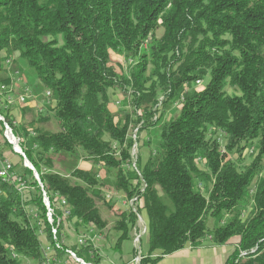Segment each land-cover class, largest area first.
Here are the masks:
<instances>
[{
  "label": "trees",
  "instance_id": "obj_1",
  "mask_svg": "<svg viewBox=\"0 0 264 264\" xmlns=\"http://www.w3.org/2000/svg\"><path fill=\"white\" fill-rule=\"evenodd\" d=\"M4 50L18 53L56 101L38 118L26 107L20 129L51 202L66 199L75 224L107 225L98 207L100 187L109 183L96 167H104L116 172L112 186L138 197V212L147 215L148 250L139 264H157L206 238L222 246L234 236L226 264H264V0H0V82L8 81ZM111 52L133 60L129 74L112 65ZM111 90L129 92L142 108L134 111L139 130L158 129L157 141L146 143L147 159L138 158L140 174L125 168L136 120L125 110L116 119ZM176 102L177 114L163 120ZM50 111L59 131L45 128ZM253 146L257 155L245 165ZM79 152L93 162L90 170L77 166ZM56 155L73 158L62 161L68 174L53 170ZM22 173L33 188L27 203L0 178V264L43 260L30 205L52 241L41 188L32 170ZM137 220L132 210L120 215L118 246Z\"/></svg>",
  "mask_w": 264,
  "mask_h": 264
},
{
  "label": "built area",
  "instance_id": "obj_2",
  "mask_svg": "<svg viewBox=\"0 0 264 264\" xmlns=\"http://www.w3.org/2000/svg\"><path fill=\"white\" fill-rule=\"evenodd\" d=\"M1 55L4 57L3 71L7 73L8 81L0 82V175H5L6 179L15 182V187L23 196V203H27L31 199V190L33 189L28 182L29 180H26L24 174L22 173L23 168L32 170L34 178L41 188L43 203L47 209L45 220L50 225L52 241L47 240V236L43 228L45 221L39 217L36 207L33 205L28 206L31 224H37L39 226L37 233L42 242L41 248L43 260L37 264H61L62 262L58 257L59 251H64L70 258L78 263L94 264L93 262L86 261L82 258V256H79L76 250H73L71 247L69 248L65 245V241L61 237V228L69 223L75 224L77 220L71 218L72 211L66 199L56 195L55 202H51L39 173L27 156V152L31 148L28 145L27 138L20 129L24 118V109L28 106L31 107L35 118H38L40 115H44L56 104L53 94L50 90H44L39 94L38 91L29 85L22 68L16 66L15 54L8 55L4 50ZM132 62L133 60L129 59V64H132ZM201 83V80H197L196 82L197 85H200ZM162 100L163 97L160 98L159 104H162ZM33 103L34 105L31 106ZM117 103L120 104V101ZM156 118L157 116L154 117V119ZM141 124L134 131L133 139L135 144L130 150V159L125 164V168L127 170L138 174H140L138 167L139 151L136 138ZM28 131L29 136H36V131L33 128H29ZM7 147L13 154L17 155L15 161L4 155V150ZM37 148L38 144H32L33 150ZM221 152H225V146L221 147ZM250 152H254L253 147ZM145 186L146 184L143 182L142 188ZM129 203L131 207L130 210L136 212L138 216L137 222L142 220L141 213L138 212L139 198L134 197L129 199ZM78 222H81V220ZM91 227L92 224H90L88 228ZM147 232V225H144L139 229V231H137L134 237V241L137 246L140 244L141 237L147 234ZM77 244L79 247L84 246L87 248V250H89V254L92 257H95L94 250L90 249L87 245L85 235L79 236ZM12 256L15 258L18 257L14 250H12ZM140 259L141 258L139 256L137 261L139 262Z\"/></svg>",
  "mask_w": 264,
  "mask_h": 264
},
{
  "label": "rangeland",
  "instance_id": "obj_3",
  "mask_svg": "<svg viewBox=\"0 0 264 264\" xmlns=\"http://www.w3.org/2000/svg\"><path fill=\"white\" fill-rule=\"evenodd\" d=\"M163 32H164V29L160 28L157 30L156 34L158 37H160L163 34ZM15 55H16V60L18 59V65L19 67H22L24 76L27 82L29 83V85L33 89L38 91L39 94L43 92L44 89L41 87V82L37 78L34 70L18 57L19 56L18 53H16ZM111 63L119 72H123L125 74H129L130 68L133 64V63L129 64V59H127L124 55L118 54L116 52H111ZM208 81H209V78L203 81L200 85L195 84V87L201 89L208 83ZM227 91L230 94L237 92L231 87H227ZM110 94H111V102H110L109 107H110V110L116 114L117 116L116 119L118 120L120 116L122 115V111L125 110L131 114L132 119L136 120V123L134 122L131 123L132 126H131V130L129 133L130 137H133L135 129L139 127V125L142 123V120L139 119V117H136V115L134 114V111H137V115H138V113L142 112V108H139V109L135 108L132 102V96L129 94V92L126 93L122 90H111ZM118 101H120V104L117 103ZM159 105H160L159 109L161 110L163 108V104H159ZM180 107H181V104L179 102H176L175 104L170 106L167 109L166 115L164 116L163 120L168 119L171 116L177 114L178 109ZM50 115H51V120L48 123H46L45 128L51 131H59L60 130L59 125L51 111H50ZM157 115L159 116L160 113ZM221 136L223 135L220 134V137ZM157 139H158V129L155 127L151 128L150 130H138L136 140L138 143L139 156L142 160H146L151 152V146H148L146 143L151 140L152 145H153L157 141ZM221 142H222L221 143L222 146H225L226 138L221 137ZM253 148H254L253 153L250 152L252 148H247L244 152V156H245L244 164L245 165H247L257 155V152H258L257 148H255V146H253ZM4 155H6L8 158L13 159L14 161L17 158V155L13 154L8 147L6 148ZM229 157L237 158V154H230ZM72 159L73 158L70 156L62 157V156L56 155L54 157L55 163H54L53 170L60 172L62 174H68L69 171L68 169L63 167L62 161L63 160L69 161ZM77 160H78L77 166L81 169L90 170V168L93 167V162L89 159H86L83 152L78 153ZM0 164H1V161H0ZM199 166L202 169H205L203 162H200ZM96 168L100 176L99 179L109 183L104 186H101L102 199L98 201V206L100 207V210L103 213H105V215L108 216L109 220H113V216L115 218V215L117 212V210L114 209V202L116 203L118 201L124 200V198H126L125 197L126 194L124 191H119L115 189L114 186H112V182L115 180V176H116V172L114 170H108L104 167H96ZM200 189L203 191L205 195L208 194L207 189L205 188V184L201 183ZM121 193L124 194L125 196L123 197L121 196L122 198H119L118 196ZM108 199H110V201H108ZM208 226L210 228L214 226V220L211 217L208 219ZM120 235H121V231L115 228H111L107 244L112 246V250L111 248H107L105 252L110 251V250L114 252L113 247L116 245L117 239ZM237 240L238 238L234 236L228 241L227 244L220 246V245L214 244L210 239L206 238L202 241V243L198 247L193 248L192 252H193V255L198 257L199 264H203V263L205 264H225V259L227 256L230 255V253H232V251H234L235 243L237 242ZM124 244L128 247H131V250H132L131 241H126ZM188 247L189 246L187 245L181 250L189 251ZM138 249L142 250L144 253L147 252L148 248H147V236L146 235L143 239L142 247L139 246ZM105 252H101V254L103 255L105 254ZM175 258L177 261H180L181 255ZM20 260L22 264H37V261L35 259H28V258L21 257Z\"/></svg>",
  "mask_w": 264,
  "mask_h": 264
},
{
  "label": "crops",
  "instance_id": "obj_4",
  "mask_svg": "<svg viewBox=\"0 0 264 264\" xmlns=\"http://www.w3.org/2000/svg\"><path fill=\"white\" fill-rule=\"evenodd\" d=\"M33 105L34 103L31 104V106ZM122 193L119 194L118 196L119 198H122L123 196H125ZM125 197L127 198V195ZM126 198H124V200L122 201H118L116 203L114 202V209L117 210V212H116L115 218L113 216V220H109L108 216L105 215V213H103L100 210L102 218L107 222V225L103 228H98L95 225L93 226V224L91 228H88L89 225L73 224V223L66 224L63 228H61V237L64 239L65 245L69 248L71 247L73 250H76L77 252L80 249L84 248L85 250H83L81 254L78 253L79 256H82V258H84L86 261L93 262L94 264H139L140 260L138 262L137 258L139 256L141 258V255L144 254V252L142 250H139L138 247L139 246L142 247L143 239L146 235L147 236V248H148V235L145 234L141 237L139 246L136 245L134 241V237L137 231H139L141 227H143L144 225L148 226V218L144 211L141 213L142 220L138 221L136 226L129 232V237L123 240L119 246L117 245V242H116V245L113 247L114 252L111 251L112 246L107 244L111 228H115V223L117 222V220L120 219V215L125 211H130L131 207L129 203V198L127 199ZM108 201H110V199H108ZM81 235L86 236L87 245L88 247H90V249L94 250L95 257H92L89 254V250H87V248H85L84 246L79 247V245L77 244V240L79 236ZM126 241L132 242V250H131V247H128L124 244ZM107 248H111V250L105 252ZM188 250L189 251L181 250L171 255H167L157 264H199L198 257L193 255V252H192L193 248L188 247ZM101 252H105V254L102 255ZM179 255H181V260L177 261L175 257ZM229 256L226 257L225 264ZM58 257L62 262L61 264H81V263L76 262L72 258H70L64 251H59Z\"/></svg>",
  "mask_w": 264,
  "mask_h": 264
},
{
  "label": "bare ground",
  "instance_id": "obj_5",
  "mask_svg": "<svg viewBox=\"0 0 264 264\" xmlns=\"http://www.w3.org/2000/svg\"><path fill=\"white\" fill-rule=\"evenodd\" d=\"M0 178L3 182H8V183H11L15 186V182L14 181H10L8 179L5 178V175H0ZM16 188V187H15ZM17 189V188H16ZM18 191V190H17ZM19 192V191H18Z\"/></svg>",
  "mask_w": 264,
  "mask_h": 264
}]
</instances>
